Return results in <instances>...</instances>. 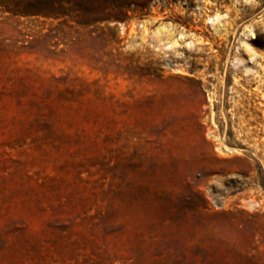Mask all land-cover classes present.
Segmentation results:
<instances>
[{
  "label": "rangeland",
  "instance_id": "374dc122",
  "mask_svg": "<svg viewBox=\"0 0 264 264\" xmlns=\"http://www.w3.org/2000/svg\"><path fill=\"white\" fill-rule=\"evenodd\" d=\"M56 1L0 0V264H264V0Z\"/></svg>",
  "mask_w": 264,
  "mask_h": 264
},
{
  "label": "trees",
  "instance_id": "16d2710c",
  "mask_svg": "<svg viewBox=\"0 0 264 264\" xmlns=\"http://www.w3.org/2000/svg\"><path fill=\"white\" fill-rule=\"evenodd\" d=\"M59 5V0L58 1H56V2H54V3H52V5L50 6L51 8H53V5Z\"/></svg>",
  "mask_w": 264,
  "mask_h": 264
},
{
  "label": "bare ground",
  "instance_id": "6f19581e",
  "mask_svg": "<svg viewBox=\"0 0 264 264\" xmlns=\"http://www.w3.org/2000/svg\"><path fill=\"white\" fill-rule=\"evenodd\" d=\"M249 70V69H248Z\"/></svg>",
  "mask_w": 264,
  "mask_h": 264
}]
</instances>
